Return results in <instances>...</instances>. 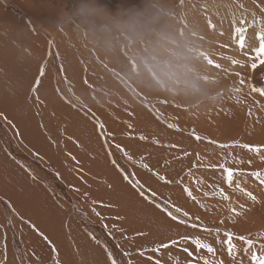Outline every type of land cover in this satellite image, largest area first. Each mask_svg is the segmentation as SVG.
Returning <instances> with one entry per match:
<instances>
[{
	"label": "bare ground",
	"instance_id": "1",
	"mask_svg": "<svg viewBox=\"0 0 264 264\" xmlns=\"http://www.w3.org/2000/svg\"><path fill=\"white\" fill-rule=\"evenodd\" d=\"M81 2L0 0V256L9 257L7 264L16 256H22L21 264H56L58 256L59 264L70 257H79L82 264H106L104 257L111 252L116 264H149V255L153 261L154 256L165 258L161 264H186L190 258L180 246L139 255L193 231L155 207H163L164 200L189 212L192 220L200 217L198 223L218 226L221 239L225 230L238 235L264 231V185L253 177L239 178L256 197L254 203L234 191V185L229 188L211 167L222 158L236 167L231 161L237 157L244 161L239 168L264 172V154L253 159L256 153L238 146H218L233 141L264 145V119L247 121L242 111L252 110L254 98L262 101L264 96L253 91L264 89V54L256 52L264 32V0H154L165 13L161 24L190 49L168 85L138 63L151 38L132 41L118 31L106 33L99 21L95 30L80 21L67 22ZM96 3L115 13L142 0ZM219 96L223 99L212 101ZM141 135L146 139L140 140ZM142 163L173 183L158 181ZM125 174L130 182L139 180L156 191L157 198L149 203ZM212 185L230 199L205 196ZM184 186L195 200L183 192ZM146 195L152 199L150 192ZM31 225L48 237L50 247L40 243L41 235ZM198 231L217 249L209 258L248 264L242 251L233 260L214 233ZM10 239L13 248L7 245ZM135 241L141 248L136 255Z\"/></svg>",
	"mask_w": 264,
	"mask_h": 264
},
{
	"label": "snow or ice",
	"instance_id": "2",
	"mask_svg": "<svg viewBox=\"0 0 264 264\" xmlns=\"http://www.w3.org/2000/svg\"><path fill=\"white\" fill-rule=\"evenodd\" d=\"M236 32L243 33L245 32L244 28H236ZM259 47L256 49L257 54H264V32H261L259 34ZM240 48H244V36L241 35L240 37ZM262 64H264V59L260 61ZM233 63H238V61H233ZM214 67L220 68L221 66L219 64H214ZM252 67H256L255 64H252ZM44 65L40 68V76L44 75ZM63 71L61 67V72ZM238 75V74H237ZM240 83H243L241 80ZM39 85V79H37L36 84H34L32 91L35 92L36 87ZM57 91H59L57 89ZM253 91L260 92L262 95H264V89H253ZM99 128H103L102 124L98 123ZM169 128L175 129L176 131H180V129L175 124H168ZM103 135V133H102ZM197 140H200V136L195 137ZM140 140H145L146 137L141 135L139 137ZM153 143H159V141L153 140ZM211 143L215 144V141H211ZM220 148H232V147H240L242 149H246L251 153L259 154L261 153L262 149H264V145H250V144H240L239 141H233L230 144H219ZM117 149L120 150L125 157H127L129 160L132 159V157L129 155L128 152L124 151L123 148H121L120 145H116ZM171 147H176V145H171ZM111 155V153H109ZM187 155V153H186ZM264 159V157H262ZM112 163L114 165L117 164L116 160H112ZM229 160L222 158L221 161L218 164L211 165L212 168L217 169L221 172L222 178L227 183L229 188H232L233 185L234 191L243 193L245 196H247L252 202H256V197L249 191H247L241 184L240 177L245 176H251L259 181L261 185H264V172L256 170V171H245L244 169L239 168V165L244 163L243 160L233 157L231 163L236 165V167H231L229 165ZM248 164L251 165V161H248ZM119 168V165H117ZM141 167L143 169H146L149 173H151L158 181H162L164 184H171L173 181L166 179L164 175H160L157 172H154L148 164L142 163ZM122 173L124 170L122 168L119 169ZM191 173H189L190 175ZM124 179L126 181H129V176L127 174L124 175ZM130 182V181H129ZM179 182V181H177ZM133 189H135L138 194L143 197L144 199L148 200L149 203H152L157 198V192L150 189L145 188L144 185L141 184L139 180H136L134 183L130 182ZM213 191L211 193L205 192L204 195H212V196H220L224 201H228L230 197L225 193L223 188H216L215 185H212ZM146 191L151 193V198L146 195ZM183 192L186 193L187 197L195 200L196 197L193 196L192 191L189 190L187 186L183 187ZM95 203V201H93ZM163 207L160 203H156L155 207L160 209L161 211H164L165 214L174 222L178 223L179 225H183L187 228H191L193 231L191 233H184L180 234L178 238L170 239L168 242L164 243H157L153 248L150 250H143L140 251L139 255L141 257H144L145 251H150L152 253H159L163 249H169L170 247L180 246L182 248V251L187 254V256L190 258L187 260L186 264H224L223 260H214L209 257H215L217 253V249L213 246L211 242H209L206 238L201 237L199 235L198 230H202L204 233L212 234L214 233L217 237L216 243L220 244L222 248L226 250L227 255L232 258L233 260H237V258L240 256L241 251L243 252V256L247 258L248 264H264V231H260L254 234H248V235H238L230 230H225L223 232V239L220 238L221 236V230L217 226L215 228H211L208 226H205L200 221V217H196L195 220H192L189 212L182 210L181 207L176 206L175 204L169 205L168 200H164ZM203 206V205H201ZM243 207V205H241ZM174 209L169 210V209ZM95 211V209H93ZM230 211H232L236 215H240V213H236L235 208H230ZM97 215H100L98 212ZM223 221H221L222 223ZM35 229V225H31ZM38 234L43 236L44 240L47 241L48 237L44 235V233L39 232L38 229H36ZM138 235H142V233H138ZM95 239V237H93ZM49 243H51L49 241ZM243 245V248L241 249L240 245ZM191 247V250H190ZM53 253V258L55 259L58 256V253L56 252L55 247L51 249ZM202 253H207L208 257L202 255ZM108 259L111 261V264H116V260L112 258V253L108 252ZM127 256H131L132 253H125ZM149 264H161V261L159 259H156L153 261V257L149 255L147 257ZM56 264H59V261L56 260ZM177 264L179 262L177 261ZM239 264H243V260L241 259L239 261Z\"/></svg>",
	"mask_w": 264,
	"mask_h": 264
},
{
	"label": "clouds",
	"instance_id": "3",
	"mask_svg": "<svg viewBox=\"0 0 264 264\" xmlns=\"http://www.w3.org/2000/svg\"><path fill=\"white\" fill-rule=\"evenodd\" d=\"M164 14L154 0H142L140 5L115 13L96 0H82L66 20L86 23L93 30L95 21H99L102 31H118L132 41L151 38L148 49L138 54V63L144 71L156 73L161 83L168 85L175 82L190 49L169 27L161 24Z\"/></svg>",
	"mask_w": 264,
	"mask_h": 264
},
{
	"label": "rangeland",
	"instance_id": "4",
	"mask_svg": "<svg viewBox=\"0 0 264 264\" xmlns=\"http://www.w3.org/2000/svg\"><path fill=\"white\" fill-rule=\"evenodd\" d=\"M244 87V89H245V86H243ZM246 87H247V84H246ZM236 93L238 92V94H239V92L240 93H242V95L243 96H245L243 93H245V91H243L242 92V90L241 89H237V88H234L233 89ZM227 95V94H226ZM230 96V95H229ZM216 97V96H215ZM215 97H213L212 98V101H215V100H218V99H223V97L222 96H219V97H217L216 99H215ZM262 98V101L261 100H259V97H257V98H254L255 100H253L252 101V110H251V107H249V109L247 108V109H241L242 111H244V114H243V116H246L247 117V121H248V118L249 119H257V118H263L264 119V96H262L261 97ZM228 100L230 101V102H232V96H230V98H228ZM256 101V102H255ZM256 104V105H255ZM259 105V106H258ZM257 108V109H256ZM258 111V112H257ZM261 112V113H260ZM249 113H251V114H249ZM257 114V115H256ZM262 114V115H261ZM251 115V116H250ZM249 116V117H248ZM247 121H244V125H246V122ZM241 142V141H240ZM240 148V147H239ZM261 153L262 154H264V149H262V151H261ZM260 155V153L259 154H254V156H253V159H254V157H258ZM250 172V171H249ZM249 177H251V176H249ZM241 179V178H240ZM255 179V178H254ZM256 180V179H255ZM258 181V180H257ZM220 224V223H219ZM31 229H34L33 227L31 228ZM37 228H35L32 232L33 233H36L37 232V230H36ZM36 231V232H35ZM29 236L31 235V234H28ZM39 238H40V243L42 244L43 242H44V244H45V246L47 245L46 243H48V245H47V247H50L51 245H50V243H49V240H47V241H45L44 240V238L43 237H41V236H39ZM43 240V241H42ZM42 241V242H41ZM9 247H11V248H13V242H12V239H10L9 240V243L7 244ZM139 249H141V248H139L138 247V245H137V242L135 241V244H134V249H133V253H134V255H136V250H139ZM37 250H39L38 248H37ZM1 249H0V254H1ZM39 253H40V255H42V256H45V251L44 250H42V251H40L39 250ZM13 256H14V254H13ZM127 256V255H126ZM17 257V258H16ZM16 257H12V260H11V264H21V262H23V260H22V256H16ZM156 259H159L160 261L163 259V260H166L165 258H163L162 256H154ZM6 258V259H5ZM8 256H0V264H7V261H8ZM62 256H58V261H62ZM129 258L131 259V258H136V256H129ZM96 259V261H98V262H100V258H95ZM6 261V262H5ZM103 261H105V263L107 264H111V261L108 259V256L106 257H104V260ZM65 264H82V262H81V260H80V258L79 257H75V258H73V257H70V258H66L65 259ZM92 264V263H91Z\"/></svg>",
	"mask_w": 264,
	"mask_h": 264
}]
</instances>
